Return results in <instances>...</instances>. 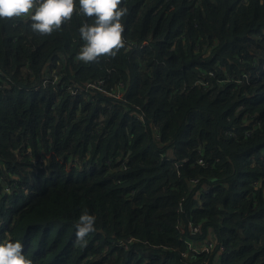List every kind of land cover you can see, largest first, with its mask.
Returning <instances> with one entry per match:
<instances>
[{"label": "trees", "instance_id": "trees-1", "mask_svg": "<svg viewBox=\"0 0 264 264\" xmlns=\"http://www.w3.org/2000/svg\"><path fill=\"white\" fill-rule=\"evenodd\" d=\"M120 7L124 48L88 64L79 0L51 35L0 20V243L33 264H264V0Z\"/></svg>", "mask_w": 264, "mask_h": 264}, {"label": "clouds", "instance_id": "clouds-1", "mask_svg": "<svg viewBox=\"0 0 264 264\" xmlns=\"http://www.w3.org/2000/svg\"><path fill=\"white\" fill-rule=\"evenodd\" d=\"M122 0H79L80 12L92 23L79 28L84 42L75 59L85 64L99 61L104 56H115L124 48L121 22L126 9ZM76 8V0H0V20L30 18V28L39 35H51L70 21ZM95 217L82 214L76 225L78 242L95 230ZM0 264H33L23 252L22 243L8 239L0 243Z\"/></svg>", "mask_w": 264, "mask_h": 264}, {"label": "built area", "instance_id": "built-area-1", "mask_svg": "<svg viewBox=\"0 0 264 264\" xmlns=\"http://www.w3.org/2000/svg\"><path fill=\"white\" fill-rule=\"evenodd\" d=\"M209 75H213V72L210 71ZM243 79H248V75L246 73H243L242 75ZM242 78L239 79L238 81H242ZM205 84H207V82H204ZM91 87L99 90L102 94L104 95H109L112 97H116L117 99H123L124 98V87L121 84L120 87L117 88H106L105 85V80L104 79H100L97 82H91L89 84ZM252 131L249 130L247 133H251ZM198 163L205 165V162L203 159H199ZM198 181V179H193L192 182L196 183ZM189 228L190 231L193 234H196L199 230H200V225H194L192 223L189 224ZM188 246H189V251H192L194 254H200L203 252H210L214 249L216 243L214 241H210V240H206L203 243H201V245H196L194 242H192L191 240L187 241ZM223 248V247H222ZM183 254L186 256L188 254V252H183Z\"/></svg>", "mask_w": 264, "mask_h": 264}]
</instances>
